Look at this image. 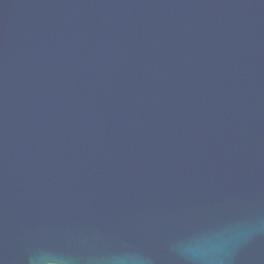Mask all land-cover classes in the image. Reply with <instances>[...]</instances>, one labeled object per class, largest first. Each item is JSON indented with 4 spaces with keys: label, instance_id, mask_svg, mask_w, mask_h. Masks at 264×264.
Masks as SVG:
<instances>
[{
    "label": "water",
    "instance_id": "95a60500",
    "mask_svg": "<svg viewBox=\"0 0 264 264\" xmlns=\"http://www.w3.org/2000/svg\"><path fill=\"white\" fill-rule=\"evenodd\" d=\"M0 264H264V0H0Z\"/></svg>",
    "mask_w": 264,
    "mask_h": 264
}]
</instances>
